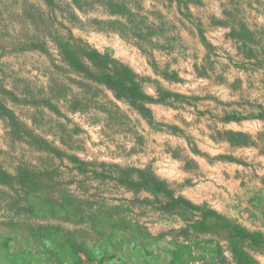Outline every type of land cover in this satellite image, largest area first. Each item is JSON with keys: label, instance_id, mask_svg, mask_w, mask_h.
I'll list each match as a JSON object with an SVG mask.
<instances>
[{"label": "crops", "instance_id": "1", "mask_svg": "<svg viewBox=\"0 0 264 264\" xmlns=\"http://www.w3.org/2000/svg\"><path fill=\"white\" fill-rule=\"evenodd\" d=\"M175 1L170 12L164 1L160 12L178 25L182 50L154 45L147 55L120 34V51L117 45L101 49L131 68L156 102L137 109L88 82L106 100L82 111L54 87L61 66L50 59L43 102L35 100L46 123H53L42 142L55 150L47 152L56 167H69L74 177L71 185L56 187L58 194L72 189L87 218L55 211L31 225L27 238L36 242L64 224L82 242L95 232L97 242L86 243L95 250V264H174L177 256L194 264L206 252H233L223 223L264 241V0ZM149 7L159 9L158 2L149 0ZM40 122L33 113L26 124L37 128ZM56 124L76 128L73 139L87 137L69 158ZM41 198L64 208L59 197ZM263 245L247 241L234 249L264 264ZM97 250L105 253L102 259Z\"/></svg>", "mask_w": 264, "mask_h": 264}, {"label": "rangeland", "instance_id": "2", "mask_svg": "<svg viewBox=\"0 0 264 264\" xmlns=\"http://www.w3.org/2000/svg\"><path fill=\"white\" fill-rule=\"evenodd\" d=\"M130 1L133 3V8L136 2H139L143 9L140 15L147 18L146 25L155 34L150 36L149 31L142 25L140 30L146 35V40L140 42L132 38L128 41L132 48L145 47L149 52L151 45L169 46L179 50L185 47L176 22L168 19L167 16L163 17L160 12L162 8H166V2L169 4L167 9H172L171 4L175 0H156L159 9L148 8L149 0ZM66 2L68 0H56L57 6L64 11L67 10ZM167 9H165L166 12ZM62 12L57 8L52 11L50 17L49 8L42 0H0V101L15 114L18 125L13 126L7 119L0 117V170L7 175V177H0L7 180V183L0 181V264H78L74 249L70 247V244L61 252H55L54 245L66 243L68 239L76 240L77 245L88 249L85 248L89 251L88 255L83 254V251L77 253L78 257L80 254L82 264H95L97 261L93 253L95 250L86 246L88 242H97L95 232L90 235L87 233L86 241L82 242L84 239L78 236L73 227L66 224L61 225L62 230L58 236H55L54 241L56 242L52 244L49 252H41L40 249L45 250V243L42 242L41 237L36 242L32 239V235L27 238V230L33 228L31 225L37 226L41 223L42 217L47 215L52 218L55 211L57 214L63 210L67 214L71 211L73 212L71 215L77 219L87 218V211L79 202V198L75 197L72 189L67 187L66 192L61 190L73 183L72 171L68 169L69 167L62 171L57 168L58 163L55 157L48 156L52 154L47 152L54 149L42 142V136L45 137L44 133L50 132L49 124L52 126L53 123H46L43 110L38 111L35 107V100L43 102L42 95L45 93L43 90L46 78L44 74L48 73L50 59L57 61L64 69L58 70V73L53 75L54 87L59 90V94L69 95L72 101H82L81 105H77L76 108L86 112L90 107H100L106 100V95L101 89L91 86L88 82L85 84L89 85L80 86L79 83L83 82L82 78L70 72L62 60L59 61L61 57L51 41L50 31L53 27L52 34L57 31L61 34L66 33L64 27H61L63 24L72 31L76 39H82L101 53H108L101 50L106 49V46H108L107 49L113 50L118 46L119 51L121 47L115 36L119 33L109 30L107 24L97 25L94 22L96 19L109 20L100 6L96 5L94 9H89L84 13L77 10L78 21H71L73 19L68 15L69 13ZM98 28H104V30L99 31ZM156 36H159L161 41H158V38L154 42L153 39ZM44 41L48 53L39 50L16 51L32 42L42 43ZM25 42L27 45H23ZM132 48L130 51L136 52L137 49ZM108 54L111 56L110 53ZM207 66L211 67L210 63ZM33 113L41 121L37 128L27 127L26 124ZM53 130L60 133L64 146H66V149H62L64 150L63 156L67 158L74 151V147L84 145L87 138L84 135L79 138L78 135L76 139H73V133L77 134V129L69 125L63 127L56 124ZM53 147L59 148L57 144ZM34 148L41 149L43 152H37ZM24 174L26 181L21 182V176ZM57 186H62L59 194L56 190ZM41 194L46 196L51 194L56 199L59 197L60 205L64 208L58 207L57 200L53 205L43 203ZM103 194H97V199L104 197ZM38 249L40 252H36ZM97 252L98 259H102L99 255H105V253L102 254L98 250ZM256 257L258 258L257 264H263L262 259ZM173 259L174 264H189L188 261L191 260L190 257L181 256ZM195 259L199 260L194 264H235L231 252H206Z\"/></svg>", "mask_w": 264, "mask_h": 264}, {"label": "trees", "instance_id": "3", "mask_svg": "<svg viewBox=\"0 0 264 264\" xmlns=\"http://www.w3.org/2000/svg\"><path fill=\"white\" fill-rule=\"evenodd\" d=\"M42 1L49 8L50 17L52 15V11L59 8L63 11L62 13H65V11L69 13L68 15L73 19L71 21H78L79 18L76 15L77 10L84 13L89 9H94L95 6L98 5L103 9V13L109 18V20L101 21L96 19L94 22L97 25L107 24L109 25V30L111 29L116 31L125 39L134 38L144 42L146 40V35L140 30L142 25H144L146 30L149 31L150 36L155 35L146 25L147 18L140 15V11L143 9L139 5V2H136V6L133 8V3L130 0H68V2H66L67 10L64 11L60 6H57L56 0ZM113 18L115 20H112ZM61 27H64L66 33L61 34L57 31L55 34H52L54 31L52 27V32L50 31L49 35L51 36V41L55 44V47L59 52V56L69 71L82 78L83 82L79 83L80 86L85 87L86 85H89L85 84V82L103 85L107 89L113 91L117 99L125 100L137 109L139 108V103L156 102V100L148 97L142 92L141 81L131 68L112 58L108 53H101L99 50L93 48L82 39H76L73 36L72 31L63 26V24H61ZM98 30L103 31L104 28H98ZM23 45H27L26 42ZM152 46L153 47L151 49H155V46ZM140 49L144 53L148 54V50L143 47ZM28 50H39L43 53H48L45 41L42 43L32 42V44L22 46L16 51ZM59 70L61 71L64 69L60 68ZM73 103L76 107L77 105H81L82 101L74 100ZM0 117L7 119L13 126H18L15 114L1 101ZM0 175V177H7V175L1 170ZM0 181L2 183H7L6 178H0ZM25 181L26 176L24 174L21 176V182ZM221 227L229 230L230 232V239L233 243V252L231 253L234 263L257 264L256 260L252 258L248 252H242L234 248H236L240 243L241 245H245L247 241L255 246H259L260 244L263 245L264 241L261 240L259 235L249 234L244 229L231 226L228 223H223V226L221 225ZM59 233L60 231L56 228L55 230H49L47 234L41 235L42 242L45 243L44 248L46 247V252H49L52 244H55V236H58ZM69 244L70 247L74 249V255L77 258L78 264H82L81 262L83 261L80 260V254L78 257L77 253L83 251V254L88 255L89 251L80 247V245H77L76 240L72 241L68 239L66 243H58V245H54L56 250L55 252H61L62 249H65V247ZM47 257H50L49 253L47 254Z\"/></svg>", "mask_w": 264, "mask_h": 264}]
</instances>
